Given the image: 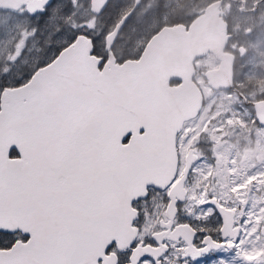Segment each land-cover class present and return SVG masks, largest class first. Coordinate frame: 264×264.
Instances as JSON below:
<instances>
[{"label":"snow or ice","instance_id":"6c2138e0","mask_svg":"<svg viewBox=\"0 0 264 264\" xmlns=\"http://www.w3.org/2000/svg\"><path fill=\"white\" fill-rule=\"evenodd\" d=\"M0 264H264V0H0Z\"/></svg>","mask_w":264,"mask_h":264},{"label":"water","instance_id":"95a60500","mask_svg":"<svg viewBox=\"0 0 264 264\" xmlns=\"http://www.w3.org/2000/svg\"><path fill=\"white\" fill-rule=\"evenodd\" d=\"M181 52H182V48H177L175 49L174 54L179 55L181 54Z\"/></svg>","mask_w":264,"mask_h":264}]
</instances>
